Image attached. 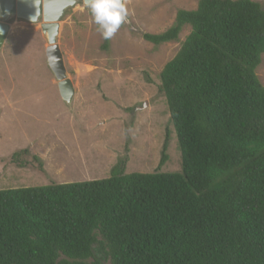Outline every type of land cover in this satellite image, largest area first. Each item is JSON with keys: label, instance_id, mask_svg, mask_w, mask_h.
<instances>
[{"label": "trees", "instance_id": "trees-1", "mask_svg": "<svg viewBox=\"0 0 264 264\" xmlns=\"http://www.w3.org/2000/svg\"><path fill=\"white\" fill-rule=\"evenodd\" d=\"M186 25L160 75L181 170H160L165 144L154 171L122 158L105 178L0 189V264H264V6L200 0L143 36L160 45Z\"/></svg>", "mask_w": 264, "mask_h": 264}, {"label": "rangeland", "instance_id": "rangeland-1", "mask_svg": "<svg viewBox=\"0 0 264 264\" xmlns=\"http://www.w3.org/2000/svg\"><path fill=\"white\" fill-rule=\"evenodd\" d=\"M200 0H127L129 21L108 40L93 23L84 1L61 18L57 40L74 95L65 101L48 65V39L41 22L12 17L0 48V189L108 177L126 158V172L180 171L181 150L161 72L191 32L155 45L144 33H161L179 9H196ZM264 6V0H254ZM257 74L264 85V54ZM28 148L20 159L12 154ZM33 155L40 158V162ZM42 163V167H41ZM98 259H103L99 249Z\"/></svg>", "mask_w": 264, "mask_h": 264}, {"label": "water", "instance_id": "water-1", "mask_svg": "<svg viewBox=\"0 0 264 264\" xmlns=\"http://www.w3.org/2000/svg\"><path fill=\"white\" fill-rule=\"evenodd\" d=\"M84 1V0H83ZM79 0H0V48L4 44L11 24L8 22L16 16L32 23L41 22V29L48 39L46 48L47 62L58 80V87L62 98L70 102L75 89L72 80L67 76L63 54L58 44V34L61 27V18L70 6Z\"/></svg>", "mask_w": 264, "mask_h": 264}, {"label": "clouds", "instance_id": "clouds-1", "mask_svg": "<svg viewBox=\"0 0 264 264\" xmlns=\"http://www.w3.org/2000/svg\"><path fill=\"white\" fill-rule=\"evenodd\" d=\"M84 7L104 40H111L121 26L129 21L127 0H84ZM0 35H3L2 28Z\"/></svg>", "mask_w": 264, "mask_h": 264}]
</instances>
